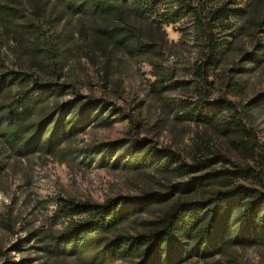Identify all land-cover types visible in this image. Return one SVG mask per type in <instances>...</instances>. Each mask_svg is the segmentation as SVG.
Listing matches in <instances>:
<instances>
[{"label":"rangeland","instance_id":"374dc122","mask_svg":"<svg viewBox=\"0 0 264 264\" xmlns=\"http://www.w3.org/2000/svg\"><path fill=\"white\" fill-rule=\"evenodd\" d=\"M190 1L204 21L231 1L236 3L230 8L246 9L214 29L219 50L209 70L210 85L196 76L205 40L193 18L158 26L128 4L106 14L80 12L67 0H0L20 13L0 14L2 63L40 79L73 82L82 94L103 97L124 112L111 115L117 119L111 125L90 124L64 146L71 151L67 156H16L0 138V264H88L48 250L51 236L66 224L52 220L59 197L104 202L153 193L156 203L112 236L138 234L156 230L159 219L179 201L238 184L258 186L254 178L231 175L196 184L212 172L235 169L231 163L257 170L264 178V0ZM127 38L132 41L128 48L120 44ZM200 90L211 101H227L229 108L213 120L197 119L191 109ZM235 120L252 134L237 130ZM136 141L150 151L149 162L123 158L89 163L84 158L85 151L107 144L123 154ZM170 152L202 166L190 172L175 169L176 164L165 168L159 162ZM181 264H264V245L232 246Z\"/></svg>","mask_w":264,"mask_h":264},{"label":"trees","instance_id":"16d2710c","mask_svg":"<svg viewBox=\"0 0 264 264\" xmlns=\"http://www.w3.org/2000/svg\"><path fill=\"white\" fill-rule=\"evenodd\" d=\"M67 1L84 13L112 14L119 4H128L138 16L158 26L193 18L205 40L203 60L196 68V76L203 85H210L209 70L219 50L214 29L230 14L235 16L246 11L230 8L229 4L236 3L231 1L216 7L204 21L190 0ZM0 14L12 17L20 13L14 6L0 3ZM27 26L32 27L31 24ZM120 44L128 48L132 41L121 39ZM200 95L191 109L192 115L199 120H213L230 106L222 99L211 101L201 90ZM109 111L111 113L106 116ZM122 113L120 107L103 97L82 94L73 82L59 78L40 79L29 70L10 68L0 59V138L16 156L28 157L36 153L67 156L71 151L64 146L90 124L111 125L117 120L111 115ZM235 122L237 130L252 134L240 120ZM144 148L142 141H136L126 153L118 155V147L107 144L85 151L84 158L89 163L97 159L118 162L128 158L145 164L149 162L150 151ZM219 156L223 162H230ZM163 157L165 159L159 163L165 168L176 164L175 169L190 172L202 166V162H182L174 152ZM231 165L235 169L212 172L196 184H209L216 178L231 175L254 178L258 186L238 184L216 190L208 197L179 201L159 219L158 228L148 233L112 236L121 224L156 203L153 193L117 196L104 202L59 197L52 220L55 224L62 221L66 224L51 236L48 250L78 257L88 264H119L128 259L133 260L129 264H181L193 256L210 257L232 246L264 245V178L257 170Z\"/></svg>","mask_w":264,"mask_h":264}]
</instances>
